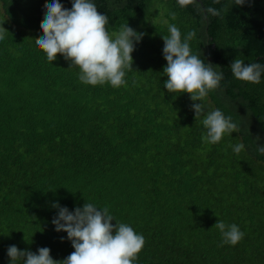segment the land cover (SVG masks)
Returning a JSON list of instances; mask_svg holds the SVG:
<instances>
[{"label": "trees", "instance_id": "trees-1", "mask_svg": "<svg viewBox=\"0 0 264 264\" xmlns=\"http://www.w3.org/2000/svg\"><path fill=\"white\" fill-rule=\"evenodd\" d=\"M51 2L0 0V264H10V245L47 247L54 260L74 251L51 223L57 202L108 207L143 235L133 264H264V73L256 84L229 68L237 56L264 65V0H92L109 33L128 23L144 34L118 88L86 85L78 66L38 49ZM169 25L182 39L194 31L192 54L224 74L201 103L238 131L215 144L202 140L189 94L164 88ZM218 219L244 232L235 246H221Z\"/></svg>", "mask_w": 264, "mask_h": 264}, {"label": "clouds", "instance_id": "clouds-1", "mask_svg": "<svg viewBox=\"0 0 264 264\" xmlns=\"http://www.w3.org/2000/svg\"><path fill=\"white\" fill-rule=\"evenodd\" d=\"M71 2V9L65 8L60 0L45 4L44 18L40 23L43 35L35 38L36 46L46 54L50 63L60 54L70 62L69 67L78 66L79 80L86 85L109 83L118 88L125 84V70L133 69L132 52L144 34L136 32L128 23L122 25L118 32L109 33L106 28L108 17L98 11L92 0ZM189 2L178 0L181 6ZM245 3L246 0H235L237 6ZM208 12L214 16L221 14L214 8H209ZM5 32L8 31L2 27L0 40L5 38ZM168 33L162 36L163 57L167 61L163 73L168 78L164 88L170 94H189L194 102L191 109L195 120L203 116L204 142L215 144L225 133H236L238 126L231 116L226 117L220 109L205 114V106L201 103L210 91L219 88L223 72L215 71L211 62L205 64L199 56L192 54L189 41L195 37L194 31H189L182 39L180 30L169 25ZM229 68L236 79L256 84L260 83L264 73V65L259 62L246 64L239 56ZM232 147L239 154L244 145ZM258 151L264 155V147ZM53 207L58 211L51 223L55 231L67 233L74 251L63 260H54L47 247L32 252L10 245L7 249L10 264L18 261L22 264H133L144 246L143 235L137 234L128 224L116 221L108 207L100 208L90 202L84 203L83 207H75L74 211L58 202ZM114 220L115 224L112 223ZM213 227L221 233V246H235L245 235L236 224H226L220 219Z\"/></svg>", "mask_w": 264, "mask_h": 264}]
</instances>
